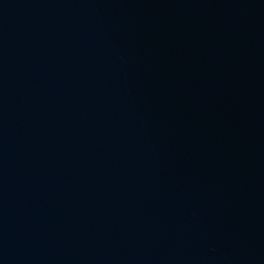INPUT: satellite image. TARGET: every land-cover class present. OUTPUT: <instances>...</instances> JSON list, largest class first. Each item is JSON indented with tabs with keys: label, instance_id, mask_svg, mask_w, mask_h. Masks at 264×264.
<instances>
[{
	"label": "water",
	"instance_id": "1",
	"mask_svg": "<svg viewBox=\"0 0 264 264\" xmlns=\"http://www.w3.org/2000/svg\"><path fill=\"white\" fill-rule=\"evenodd\" d=\"M0 264H264V0H0Z\"/></svg>",
	"mask_w": 264,
	"mask_h": 264
}]
</instances>
